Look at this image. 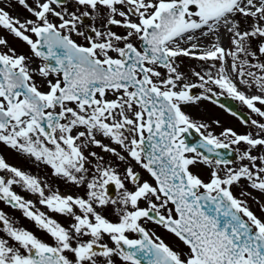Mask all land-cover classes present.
<instances>
[{"label":"snow or ice","instance_id":"obj_1","mask_svg":"<svg viewBox=\"0 0 264 264\" xmlns=\"http://www.w3.org/2000/svg\"><path fill=\"white\" fill-rule=\"evenodd\" d=\"M0 201V264H264V0H0Z\"/></svg>","mask_w":264,"mask_h":264},{"label":"rangeland","instance_id":"obj_2","mask_svg":"<svg viewBox=\"0 0 264 264\" xmlns=\"http://www.w3.org/2000/svg\"><path fill=\"white\" fill-rule=\"evenodd\" d=\"M184 65H185L186 68H190L193 65L198 66L196 61H189L187 59L184 60ZM197 90H198V94H200L201 90H199V89H197ZM217 91H219V90H217ZM199 104H200L199 106H192L193 110L195 111L196 114H198V113L204 114L202 116L203 120H205L206 123L212 124L213 125V130L218 133L219 132V128L215 126L214 122L219 119V112L217 110H215L213 112L209 111L208 108H209L210 105L206 102V100H202ZM211 109L214 110L213 107H211ZM227 127H230L228 121H227ZM234 130H236V129H234ZM236 131L244 132L246 130H244L242 127H239L238 130H236ZM7 155H8V159H9L10 163H12L14 165L21 166L22 168H25L26 170H31L34 173L36 172L35 167L31 164L30 161L22 159V158H18L15 154H12V153H8ZM16 191L18 193H20L21 195H25L26 198L35 200L34 196H32L31 194L25 193L20 188H17ZM37 207H41V206L37 205ZM0 210L4 211L6 214H9L11 212H13L14 214H22V212L20 210L13 209V208L9 207L7 204H5L4 202H1V201H0ZM41 210H44V209L41 207Z\"/></svg>","mask_w":264,"mask_h":264},{"label":"flooded vegetation","instance_id":"obj_3","mask_svg":"<svg viewBox=\"0 0 264 264\" xmlns=\"http://www.w3.org/2000/svg\"><path fill=\"white\" fill-rule=\"evenodd\" d=\"M213 102V104L212 105H214V104H216V105H219V107H221V108H223V109H225L227 112H229L230 114H228V116L229 117H231V118H233V119H235V121H241V118H240V116H238L237 114L236 115H233L232 113L233 112H231L230 110H228L225 106H223L222 104H220L219 102H214V101H212ZM238 104V108L242 111V112H244L245 114H246V116H247V119H249V118H256V116H255V114H252V113H250V111L246 108V106H244V105H240V103H237ZM215 106V105H214ZM192 116L193 115H195L196 113H195V111L193 110V108L191 107L190 109H188L187 110ZM197 115H202V113H198ZM200 116H198V118H199ZM10 218H12L15 222H16V224L18 225V226H21V227H23V223H24V221H23V214H7ZM58 219H62V218H58ZM28 224H29V230H33L34 232H36V234L37 235H43V233H41L38 229H36L35 228V226H34V224H33V222L32 221H30V220H28ZM158 234H160L159 233V231H158ZM166 235V234H165ZM169 240L171 239V237H167Z\"/></svg>","mask_w":264,"mask_h":264},{"label":"water","instance_id":"obj_4","mask_svg":"<svg viewBox=\"0 0 264 264\" xmlns=\"http://www.w3.org/2000/svg\"><path fill=\"white\" fill-rule=\"evenodd\" d=\"M189 139H190V141H194V143L199 140L198 135L195 133H193Z\"/></svg>","mask_w":264,"mask_h":264}]
</instances>
